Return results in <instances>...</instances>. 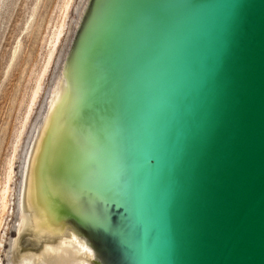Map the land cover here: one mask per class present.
Segmentation results:
<instances>
[{
	"label": "water",
	"instance_id": "obj_1",
	"mask_svg": "<svg viewBox=\"0 0 264 264\" xmlns=\"http://www.w3.org/2000/svg\"><path fill=\"white\" fill-rule=\"evenodd\" d=\"M68 52L13 264H264V0H89Z\"/></svg>",
	"mask_w": 264,
	"mask_h": 264
},
{
	"label": "rangeland",
	"instance_id": "obj_2",
	"mask_svg": "<svg viewBox=\"0 0 264 264\" xmlns=\"http://www.w3.org/2000/svg\"><path fill=\"white\" fill-rule=\"evenodd\" d=\"M80 3L0 0V264H9L17 237L14 226L25 148L57 62L61 56L63 60L75 34Z\"/></svg>",
	"mask_w": 264,
	"mask_h": 264
},
{
	"label": "bare ground",
	"instance_id": "obj_3",
	"mask_svg": "<svg viewBox=\"0 0 264 264\" xmlns=\"http://www.w3.org/2000/svg\"><path fill=\"white\" fill-rule=\"evenodd\" d=\"M88 3H89V0H84V2L82 0V4L80 3L81 5L79 6L77 13L80 12V10H81V14L79 13V15H78L79 16V20H77V24H75L76 28H77V26L79 28V26H80V24L82 22V19L84 18L85 14H86ZM59 36H61V31L58 32L57 39L59 38ZM54 47H56V45ZM70 55H71L70 52H68L66 57L64 55L63 60H62V56L60 57L59 61L57 60L58 62H57V65L55 67V72L53 74L54 78H53V81H52V86H51L50 90L47 93L46 99L44 101V104L42 105V108H41V110L39 112V115H38V117L36 119V122H35V124H34V126L32 128L31 134L29 135V140H28V143H27L26 148H25L24 160L22 162L23 163L22 164V170L20 169L21 170V182L19 183V191H18V197H17V200H18L17 201V224H16V226H14L15 227L14 229H16L17 232H18V227H19V223H20V218H21V213H22V209H23L24 199H25V195H26L27 185H28L30 171H31L32 162H33V157H34V153H35V148H36L37 142L39 140L40 134L42 132V129L44 127V124H45V121L47 119V116L49 114V111H50V108L52 106L53 100H54L55 95L57 93L58 87H59L60 82L62 80V77H63V74L65 72L66 66L68 64ZM50 56H52V52H51ZM39 84H40V82H39ZM40 86L41 85L38 86V88H37V90L35 92V96H37V94H39L38 92L42 88V86L41 87ZM28 117H29V115H28ZM11 169L12 168H10V170ZM12 170H11V172L10 171L9 172L12 173ZM10 173H9L8 178L11 176ZM4 191L7 192V188H5ZM4 198H5V195H4ZM15 241H16V238H15ZM15 241H13V244H12V250L10 252V262H9V264H13V253H14ZM10 242H11V240H10ZM10 247H11V245H10ZM7 257H8V255H7Z\"/></svg>",
	"mask_w": 264,
	"mask_h": 264
}]
</instances>
